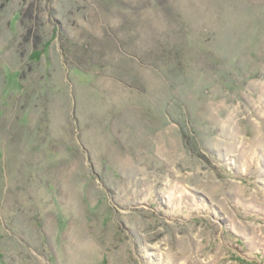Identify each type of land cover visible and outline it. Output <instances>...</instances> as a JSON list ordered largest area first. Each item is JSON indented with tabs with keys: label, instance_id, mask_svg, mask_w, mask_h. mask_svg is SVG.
Returning a JSON list of instances; mask_svg holds the SVG:
<instances>
[{
	"label": "rangeland",
	"instance_id": "1",
	"mask_svg": "<svg viewBox=\"0 0 264 264\" xmlns=\"http://www.w3.org/2000/svg\"><path fill=\"white\" fill-rule=\"evenodd\" d=\"M0 264H264V0H0Z\"/></svg>",
	"mask_w": 264,
	"mask_h": 264
}]
</instances>
